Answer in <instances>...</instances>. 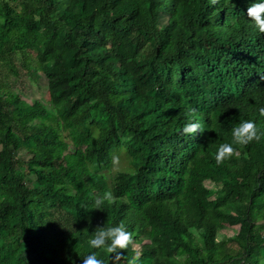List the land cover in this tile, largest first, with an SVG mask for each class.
Returning <instances> with one entry per match:
<instances>
[{
	"label": "trees",
	"instance_id": "trees-1",
	"mask_svg": "<svg viewBox=\"0 0 264 264\" xmlns=\"http://www.w3.org/2000/svg\"><path fill=\"white\" fill-rule=\"evenodd\" d=\"M251 2L0 0V264H82L117 223L133 234L118 264H263L264 134L216 161L241 120L264 133ZM18 65L46 78L50 108L4 78ZM107 190L116 203L92 209Z\"/></svg>",
	"mask_w": 264,
	"mask_h": 264
},
{
	"label": "clouds",
	"instance_id": "clouds-1",
	"mask_svg": "<svg viewBox=\"0 0 264 264\" xmlns=\"http://www.w3.org/2000/svg\"><path fill=\"white\" fill-rule=\"evenodd\" d=\"M215 2V0H213ZM247 16L251 17V22L254 23L259 33H264V0H252L247 8ZM260 113L264 115V107L260 108ZM196 108H190L186 111L187 122L183 125L181 131L183 134L193 136L197 130L201 129L200 123L194 119ZM261 133L257 122L254 119L241 120L231 130L232 141L230 143H222L219 145L216 152L217 163H223L225 160L232 158L238 154L237 147H243L255 140L261 138ZM113 163L118 164L119 158L114 157ZM106 173V172H105ZM107 175H110L106 173ZM118 197L111 191L107 190L103 194L94 199L92 209H103L105 204L112 205L116 203ZM98 230L88 240L91 249L99 251H90L82 260V264H118L125 256L124 252L133 241L132 232L127 230L124 223H117L111 226H99ZM101 253L105 258H101ZM113 254V255H110ZM139 253L129 261V264H137Z\"/></svg>",
	"mask_w": 264,
	"mask_h": 264
},
{
	"label": "rangeland",
	"instance_id": "rangeland-1",
	"mask_svg": "<svg viewBox=\"0 0 264 264\" xmlns=\"http://www.w3.org/2000/svg\"><path fill=\"white\" fill-rule=\"evenodd\" d=\"M17 69L19 71V75L16 76L8 73L6 75V78L8 82H10V86L18 91V93L29 103H32L35 99L41 101L44 103L48 108L49 107V95L46 89V78L39 74V77L30 78L29 75L25 72V68L18 65ZM119 158L118 164H112L111 167L106 170L105 172L108 174H113L116 170L122 168L127 164V160L123 158V156H116ZM207 186H212V182L207 181L205 182ZM222 222H225L222 220ZM237 226H226L223 230L220 231V233L224 234L225 238L231 239L226 240L225 242V251H228L230 253H234L235 250L239 247V245L242 243L243 239L238 236L237 234ZM139 245L135 244L133 247L135 249L139 250ZM264 264V260H263Z\"/></svg>",
	"mask_w": 264,
	"mask_h": 264
}]
</instances>
